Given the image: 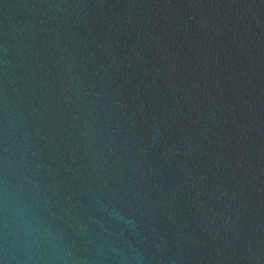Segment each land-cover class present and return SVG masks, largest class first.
Segmentation results:
<instances>
[{
  "label": "water",
  "instance_id": "1",
  "mask_svg": "<svg viewBox=\"0 0 264 264\" xmlns=\"http://www.w3.org/2000/svg\"><path fill=\"white\" fill-rule=\"evenodd\" d=\"M0 264H264V0H0Z\"/></svg>",
  "mask_w": 264,
  "mask_h": 264
}]
</instances>
